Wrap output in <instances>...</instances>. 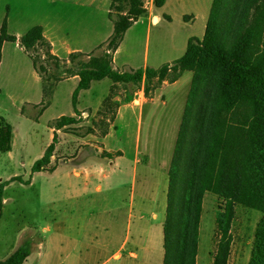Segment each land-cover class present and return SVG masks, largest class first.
<instances>
[{"label": "rangeland", "instance_id": "374dc122", "mask_svg": "<svg viewBox=\"0 0 264 264\" xmlns=\"http://www.w3.org/2000/svg\"><path fill=\"white\" fill-rule=\"evenodd\" d=\"M249 5L248 9L241 10V0H181L170 1L165 7L156 9L154 0H111L112 20L121 22L124 19L122 26L139 16L149 15L148 10H157L160 14L164 12L162 20L151 26L148 65L156 67L167 60L173 61L162 65V76L159 79L157 76L151 79L149 87L153 85V88L146 96L150 97L163 83L179 82L164 87L162 98L165 102L155 98L144 104L140 157L146 159L148 151L152 169L156 171L159 164L164 166V163L168 166L165 170L169 177L173 166L177 167L173 204L175 219L178 218L180 222L183 220L182 227L189 219L187 201L192 168H189L188 161L195 162L199 152L198 144L207 138L208 116L214 117V114L218 121V125L209 126L210 132L217 130L221 135L214 143L217 146L216 153L222 150L219 148L221 142L225 144V157H242L246 148L253 119L252 105L244 100L223 99V82L229 76L228 68L213 61L206 51L212 49L227 53L232 43L239 49L240 44L248 37L247 30L254 29L253 36L250 37L251 48L246 51L253 58L259 56V46L263 47L264 42V0H249ZM141 10L145 12L141 14ZM147 23L148 21L142 27V33ZM191 36L197 37L203 45L201 42L197 43L199 50L192 58L180 62L178 58L186 52L187 40ZM140 38L138 46L142 49L146 42L145 35ZM108 47L110 46L106 45L103 49L94 51L91 56L82 55L66 62H58L51 57L47 45L36 42L25 51L36 62V70L42 76V85L33 79L24 81L26 69L19 66V60L27 59L25 53L14 49L9 42L3 48L0 71V144L5 148L10 143L11 147L10 150L0 148V185L4 184L0 211V260L11 254L12 247L15 246V249L26 239H31L32 255L23 264H37L35 260L39 248L48 251L47 264H60L61 214L64 204L70 201L66 200L67 194L62 193V185H57V182H62L59 174L48 171L33 173L31 165L43 155L45 147L50 143L48 121L60 113L68 114L72 111L73 82L62 84L66 90L62 93L61 102L56 99L50 107L43 112L42 110L49 100L53 80L79 71L84 64L99 66L110 62V54L106 52ZM27 61L29 62L28 59ZM131 69L125 68L122 71ZM106 81L109 79L104 78L96 83L104 85ZM116 85L118 90L115 88L114 92L122 100H130L137 97L140 89H144L145 79L138 86L129 82ZM25 86H31V89ZM42 91V101L39 104L31 102L41 98ZM136 103H140V100H136ZM213 107L215 112L210 113ZM113 110L114 106L108 108L105 104L100 116L85 117L81 114L78 122L66 131L80 137L91 132L100 135L107 128L103 121L108 122L106 119ZM92 122L93 127L88 125ZM7 124L11 125L10 132L6 130ZM88 140L78 146L84 148V154L91 149L87 143L92 140ZM149 141L150 147L145 152L144 148ZM62 152V149L59 150V153ZM115 153L117 152H100V155ZM218 173L213 172L212 175ZM31 177V183H27ZM146 213L145 217L150 223L158 221L152 219V210ZM178 214L182 217L177 216ZM262 216L263 212L259 209L229 200L226 195L213 189L205 190L198 225L196 264H214L220 250L226 264H249ZM33 220L38 224L47 222L50 231L46 233L40 226L38 232H35V227L29 224ZM40 242L43 247L39 246ZM18 243L20 244L17 245ZM163 252V232H160L159 237L150 238L148 264L163 263Z\"/></svg>", "mask_w": 264, "mask_h": 264}, {"label": "crops", "instance_id": "0c3cea01", "mask_svg": "<svg viewBox=\"0 0 264 264\" xmlns=\"http://www.w3.org/2000/svg\"><path fill=\"white\" fill-rule=\"evenodd\" d=\"M170 1L181 0H166L164 5L156 6V9L165 7ZM110 4L111 0H0V29L5 23L8 33L17 36L15 41L4 40L1 52L3 53V48L9 42L14 49L25 53L29 62L26 58L19 60V66L26 69L24 81L29 82L33 79L42 85V76L20 44L19 37L33 26L41 25L43 35L50 43V52L61 62H66L74 52L88 56L103 49L114 32ZM148 12L149 15L139 16L132 22L115 49H106L110 53L113 68L122 71L125 68L145 69L149 66L148 40L151 26L152 23H159L162 20L164 12L161 14L157 10ZM146 21L148 23L142 33ZM141 35L142 37L145 35L146 41L142 49L138 46ZM172 61L167 60L165 63ZM165 63L150 67L158 69ZM2 64L3 54L0 71ZM104 78L109 79L106 84L96 83ZM104 78L91 80L89 88L79 90L76 106L74 107L72 102L73 109L70 113H60L47 123L50 143L54 141L55 136L56 141L50 161L41 171L60 175L62 182H57V185H62L60 189L62 193L67 194L66 200L70 201L64 204L61 214L60 264H148L150 238L159 237V233L163 232L164 244V222L169 190V174L165 169L168 166L164 163H162L164 166L159 164V169L155 171L150 166L148 151V154H145L146 159L140 157L143 109L146 102L155 98L163 99L165 102L162 90L169 84H177L179 80L163 83L150 97L146 96L144 89H140L137 97L134 96L130 100H122L118 93H115L113 100L118 102V106L114 112V119L110 120L111 115L106 119L109 124L103 134L91 132L80 137L66 131L78 121L61 127L51 124L63 115L73 116L77 120L81 114L85 117L100 116L103 100L110 94L114 84L110 77ZM79 80L77 72L53 80L49 100L42 112L56 99L61 102L62 93L66 90L63 83L73 82V96ZM25 88L31 89V86ZM116 88L118 90V87ZM42 99L43 91L41 98L31 102L39 104ZM136 100H140V103H136ZM88 125L93 127L94 123ZM89 135L91 137H88ZM88 139L92 140L87 143L91 149L84 154L82 153L84 148L78 146ZM12 145L14 146L13 142ZM149 147L150 141L144 148L145 152ZM61 149L63 152L59 153ZM117 151L120 153L108 155ZM100 152L108 154L100 155ZM31 181L32 177L30 183ZM149 210L153 211L152 219L158 221L151 223L148 221L145 216ZM29 224L35 227V232H38L40 226L42 231L46 233L50 231L47 222L38 224L33 220ZM39 246L44 245L40 242ZM14 247L11 248L12 252L16 249ZM31 255L32 252L24 262H28ZM48 257V251L39 248L35 262L47 264Z\"/></svg>", "mask_w": 264, "mask_h": 264}, {"label": "trees", "instance_id": "16d2710c", "mask_svg": "<svg viewBox=\"0 0 264 264\" xmlns=\"http://www.w3.org/2000/svg\"><path fill=\"white\" fill-rule=\"evenodd\" d=\"M165 1L166 0H154V3L156 6L160 7L164 5ZM241 4V10H246L250 7L249 0H241ZM144 12L145 10H141V14ZM110 18L112 19L111 13ZM123 21L124 19H122L121 22L114 20V32L106 43V45L110 46L108 47L109 50L117 47L123 38L124 32L133 22H126L125 25L122 26ZM42 30L41 25H35L19 37L18 40L26 51L36 42L45 44L50 48V43L44 37ZM253 30H247L246 33H248V37H246L242 45L240 44L241 47H239V49L235 46V43H232L229 46L227 53L212 49L206 51L207 55L213 59V61L219 63L224 68H228L229 76L223 82L225 88L223 99L226 101L244 100L245 102H249L253 108V119L249 127V136L243 156L225 157L224 142H221V146H219L222 150L217 153L215 152L217 146H215L214 143L221 135L217 130H212L210 132L209 128V126L214 127L216 124L218 125L216 115L213 114L214 117L208 116L207 138L202 139V142L198 144L199 152L195 162L190 163V161H188L189 168H192L191 182L189 185V198L187 201L189 219L183 227V220L180 222L178 218L175 219L173 190L175 186L174 180L178 171L177 167L173 166L172 174L169 177L168 201L164 223L163 264H196L197 236L202 208V194L208 189H213L220 194L226 195L229 200L232 199L242 202L263 212V216L258 223L249 264H264V42L262 45L263 47H261V45L259 46L261 51L258 57L253 58L247 53L246 50L251 48L250 37L253 36ZM4 40H17L16 35L7 32L5 23H3L0 29V61L2 55V43ZM195 40H197L196 43H193ZM200 42L201 45H203L202 41L197 37H189L186 52L182 57L178 58L180 59L179 61L190 60L199 50L197 43ZM107 50L106 52H108ZM50 55L56 61H60V59L51 52ZM82 55L85 54L74 52L68 59L71 60L74 57ZM88 56H91V54H88ZM33 63L37 69L36 62L33 61ZM161 67L155 69L147 66L145 69L137 68L129 71H120L113 68L111 60L110 62H104L99 66L84 64L81 69L77 71L80 80L73 92V105L74 107L76 106L79 90L89 88L91 80L101 79L108 76L112 79L114 84L111 87L110 94L103 100L102 106L104 107L105 104L108 105V108L114 106V110L110 116V120L112 121L115 116L114 112L118 106V102L113 100L115 95L114 91L117 87L116 84L120 82L127 84L129 82L138 86L141 84L142 80L145 79L144 92L147 94L153 88V85L149 87L151 79L154 76H157L158 79L162 76ZM214 112L215 109L213 107L210 110V113ZM101 113L102 110L100 111V114ZM77 121L78 120L73 116L63 115L51 124L61 127ZM103 123H106L108 128L109 121L106 122L104 120ZM6 130L10 132V124L6 125ZM106 130H104L103 133H105ZM203 132H205L204 129ZM55 141L56 136L54 137V141L45 149L43 156L34 162L31 167L32 172L43 170L45 165L49 163L50 156L55 148ZM1 147L2 145L0 144V148ZM10 147L11 145L9 143L5 148L2 147V149L10 150ZM117 153L119 154L120 151H117ZM198 158H200V162H198ZM213 172L219 173L213 176ZM26 182L30 183V181ZM3 187L4 184L1 183L0 211L3 204ZM177 216L182 217L181 214H178ZM30 244L31 239H26L7 258L0 260V264H22L31 253ZM214 264H226L224 254L221 250L218 252Z\"/></svg>", "mask_w": 264, "mask_h": 264}]
</instances>
